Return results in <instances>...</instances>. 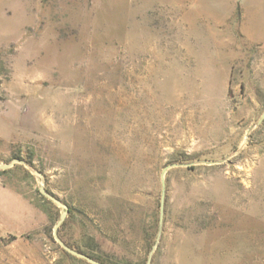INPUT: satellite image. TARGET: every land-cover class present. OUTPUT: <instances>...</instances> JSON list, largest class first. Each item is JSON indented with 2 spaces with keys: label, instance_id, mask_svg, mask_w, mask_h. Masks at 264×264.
I'll list each match as a JSON object with an SVG mask.
<instances>
[{
  "label": "rangeland",
  "instance_id": "1",
  "mask_svg": "<svg viewBox=\"0 0 264 264\" xmlns=\"http://www.w3.org/2000/svg\"><path fill=\"white\" fill-rule=\"evenodd\" d=\"M264 0H0V264H264Z\"/></svg>",
  "mask_w": 264,
  "mask_h": 264
},
{
  "label": "water",
  "instance_id": "2",
  "mask_svg": "<svg viewBox=\"0 0 264 264\" xmlns=\"http://www.w3.org/2000/svg\"><path fill=\"white\" fill-rule=\"evenodd\" d=\"M262 118H264V113L262 115ZM17 162L19 163H25V161L23 159L20 158H14L13 160H11L10 162L4 163V164H0V168L3 170L9 169L12 166H14ZM176 165H182V163H173L170 165H167L166 167H164L163 172H162V179H163V193H162V203H161V217H160V226H159V232H158V237L156 242L154 243L153 247L151 248L146 264H152L153 261V257H154V253H155V249L159 243L161 234H162V227H163V218H164V203H165V187H166V183H165V174L167 172V170L172 167V166H176ZM40 191L41 193L47 197L48 199H50L51 201H53L54 203H56L58 206L64 208V211L61 213L60 219L57 221V223L54 225L53 227V235H54V239L55 241H57L67 252L71 253L72 255L79 257L81 259H84L88 262H90L91 264H104L101 261L93 258L92 256H90L89 254L79 251L73 247H71L70 245H68L60 236L59 234V229L61 227V225L63 224V222L66 219V216L69 212V206L67 203H65L64 201H62V199H60L59 197H57L55 194H53L52 192H50L44 185L40 186Z\"/></svg>",
  "mask_w": 264,
  "mask_h": 264
},
{
  "label": "trees",
  "instance_id": "3",
  "mask_svg": "<svg viewBox=\"0 0 264 264\" xmlns=\"http://www.w3.org/2000/svg\"><path fill=\"white\" fill-rule=\"evenodd\" d=\"M60 230V229H59ZM62 238V237H61ZM66 242V241H65ZM67 243V242H66ZM68 244V243H67ZM68 245H70V244H68ZM71 246V245H70ZM71 247H73V246H71ZM73 248H75V247H73ZM75 249H77V248H75ZM78 250V249H77ZM79 251H81V250H79ZM83 252V251H82ZM90 255V254H89ZM90 256H92V255H90ZM93 258H95V259H97V260H99V261H101L102 263H104V264H107L104 260H102V259H99V258H97V257H95V256H92Z\"/></svg>",
  "mask_w": 264,
  "mask_h": 264
}]
</instances>
